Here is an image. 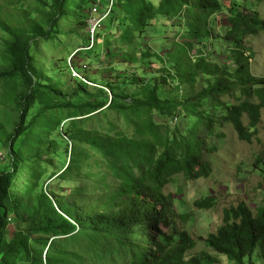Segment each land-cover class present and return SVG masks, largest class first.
<instances>
[{"label":"trees","instance_id":"trees-1","mask_svg":"<svg viewBox=\"0 0 264 264\" xmlns=\"http://www.w3.org/2000/svg\"><path fill=\"white\" fill-rule=\"evenodd\" d=\"M38 1L44 6L41 17L15 8L9 14V10L6 13L0 6V28L8 36L0 63V80L18 84L12 97L17 110L13 130L6 133L0 123V137L4 136L10 153V167L0 170V264H86L70 246L81 240L91 250H102L104 239L127 253L128 264H216L217 259L206 252L186 259L195 241L177 220L186 223L189 214H177L165 189L179 174L188 180L210 176L211 165L204 154L215 152L217 147H210L206 137L217 135L218 117L232 124L240 140L251 142L256 136L264 109V78L254 75L253 56L246 41L264 31V19L258 12L249 13L233 5L223 10L221 0H158L157 4L151 0H113L105 20L111 21L120 12L124 45L143 36L159 18L167 29L171 23L178 26L176 35L182 41H175L172 49L164 51V56L174 61L173 69L166 66L167 74L162 76L164 80L178 81L176 95L163 98L157 86L145 84L140 95L128 97L110 89L111 99L107 92L104 103L87 107L88 114L115 107L134 125V136L100 135L77 127L69 128L64 134L58 126L49 137H43L37 127L45 113L59 105L54 97L62 95L40 82L33 63V43L38 39L50 40L63 18L76 14L81 18L83 6L95 0ZM223 12L227 18L222 37L215 33L213 21ZM103 27L104 22L94 35L93 46L97 44L95 38L101 41ZM220 37L230 48V54L222 61L211 62L208 45H214V40ZM106 42L102 43V49ZM195 46L199 48L193 55ZM141 57L152 58L148 53ZM202 75L206 77L204 85L194 92L193 86ZM181 89L187 92L181 95ZM237 93L238 102L225 100L236 97ZM256 96L260 102L254 100ZM68 104L66 101L64 106ZM154 112L165 118L176 119L180 114L196 118L191 136L171 132L167 126L158 124ZM57 143L64 144V153L68 154L65 169L53 175L57 181L73 176L87 153L79 145H87L107 160L116 186L104 194V184L100 187V200L90 201L81 208L76 200L59 201L57 209L51 197L61 195L63 190L54 184L45 185L44 190H38L36 184L27 187L22 197L14 195L13 185L21 163L50 162ZM95 176V171L87 173L90 185ZM262 177L264 184V172ZM77 191L81 196L82 189L74 192ZM213 204L209 198L194 202L198 209H210ZM9 216L30 227L7 237ZM59 236L65 240H54ZM70 239L76 242L70 244ZM203 241L235 264H244L255 251L264 260V188L262 205L256 214L244 203L225 210L223 224ZM41 247H47L45 263Z\"/></svg>","mask_w":264,"mask_h":264},{"label":"rangeland","instance_id":"rangeland-1","mask_svg":"<svg viewBox=\"0 0 264 264\" xmlns=\"http://www.w3.org/2000/svg\"><path fill=\"white\" fill-rule=\"evenodd\" d=\"M101 1L105 5L108 2V0ZM151 1L156 4L158 2V0ZM221 1L223 10L233 5L236 9L246 10L249 13L258 12L264 19V0ZM91 4L87 1L86 5L83 6V8L85 7L84 11H79L83 14L81 18L77 14L63 18L50 40L38 39L33 43V63L40 82L52 86L62 95V97H54L59 105L47 111L37 127V131H40L43 137H49V134L55 131L58 126L64 134L69 128L77 127L81 130L94 131L100 135L117 136L124 133L128 136H134L136 134L134 125L126 120L115 107H104L90 114L87 113V107L104 103L107 92L109 99H111L110 89L128 97L140 95L141 87L145 84L157 86L163 98L176 95L178 81L172 78H165L164 80L162 76L167 74L166 66L173 69L174 61L171 57L166 58L164 51L172 49V44L175 41H182L176 35L178 26L171 23L172 25L170 24L167 29L165 23L159 18L152 23L143 36L136 37L130 42L131 44L124 45L121 41L122 21L121 18H118L120 15L118 11L117 16L115 15L111 21L109 19L104 21V27L100 30L101 41H96L95 38L97 44L95 43L93 46L88 24ZM0 6L6 13L9 10V14L15 8L37 17H41L44 8L38 0H0ZM225 15L224 12L218 13L214 17L216 21H213L215 33H220L222 37L227 18ZM88 36L91 45L87 47ZM222 37L215 39L214 45H208L212 52L210 53L211 62L222 61L230 54V48H227ZM7 40V34L0 28V63ZM104 42L106 43L102 49ZM246 45L249 54L253 56L254 75L264 78V31L258 36L249 37ZM198 48V46L194 47L193 55L196 54L195 51H198ZM143 53H148L152 58L142 59ZM205 79L206 77L203 75L199 77L197 84L193 86L194 92L201 89ZM17 89V82L0 80V123L4 126L6 133L13 130L17 118V110L12 100ZM181 90V95L187 92L185 89ZM239 96L240 94L237 93L236 97H227L225 100L236 103ZM254 100L256 102L261 101L257 96L254 97ZM66 101L69 103L68 106H64ZM209 107L210 103L206 109ZM208 111L211 112V110ZM154 119L158 124L167 126L171 132H179L188 136H191L197 121L196 118L184 114L176 116V119L165 118L158 112H154ZM244 120L246 125H249L247 116ZM216 121H218L217 135H207L206 137L210 147H217L216 151L204 154V159L211 165L210 176L188 180L184 174H179L166 187L165 193L171 195L178 215L189 214L186 223L181 221L182 219L177 220L195 241V247L187 253L186 259L190 260L198 254L206 252L217 259L216 264H235L225 255L215 253L208 248L203 239L208 234L216 232L218 227L223 224L225 210L234 209L239 203H244L253 214H256L257 209L262 205L264 109L262 110L261 124L251 142L240 140L232 124L223 120L222 117H218ZM4 140V136L1 135L0 170L10 167V153ZM79 147L80 150L87 151L86 156L80 166L74 169L73 176L66 177V181L60 179L57 181L53 177V175L62 172L67 165L68 154L64 153L65 147L62 143H57L56 151L50 162L46 160L47 163H42L40 160L22 162L13 185L14 195L22 197L27 187L30 188L36 184H39L38 190H44L47 184H54L63 190L61 195L51 197L57 209L59 201L74 202L77 200V205L80 208L90 201L98 202L102 195L100 187L106 184L103 189L105 194L109 188L112 189L116 186L117 181L107 160L102 155L88 148L87 145H79ZM90 171H95L97 174L93 181L91 180V185L89 179H86V175ZM80 188L82 189L81 196L78 191L74 192ZM47 194L50 195L48 191ZM203 198H209L214 203L213 207L198 209L194 206L196 200ZM7 222V237H12L18 231L30 227L25 222L13 220L12 216H9ZM54 240L60 242L64 241L65 238L59 236ZM104 240L106 242L102 250H91L90 246H85L81 240L76 242V240L71 239L70 244L76 243L70 248L80 254L85 259L86 264H128L127 253L120 250L115 243ZM46 248H40L43 263H45ZM244 264H264V260L259 255V251H255L252 256L245 259Z\"/></svg>","mask_w":264,"mask_h":264},{"label":"built area","instance_id":"built-area-1","mask_svg":"<svg viewBox=\"0 0 264 264\" xmlns=\"http://www.w3.org/2000/svg\"><path fill=\"white\" fill-rule=\"evenodd\" d=\"M112 4L113 0H109L106 5L101 0L92 2L88 19L92 39H94L95 32L101 28L104 20L110 15Z\"/></svg>","mask_w":264,"mask_h":264}]
</instances>
